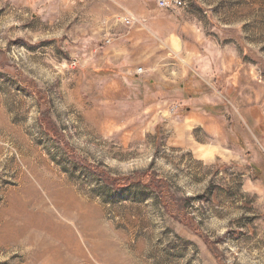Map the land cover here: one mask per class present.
I'll return each instance as SVG.
<instances>
[{
	"label": "rangeland",
	"instance_id": "1",
	"mask_svg": "<svg viewBox=\"0 0 264 264\" xmlns=\"http://www.w3.org/2000/svg\"><path fill=\"white\" fill-rule=\"evenodd\" d=\"M184 2L0 0V264H264V0Z\"/></svg>",
	"mask_w": 264,
	"mask_h": 264
},
{
	"label": "crops",
	"instance_id": "2",
	"mask_svg": "<svg viewBox=\"0 0 264 264\" xmlns=\"http://www.w3.org/2000/svg\"><path fill=\"white\" fill-rule=\"evenodd\" d=\"M187 89L188 87H186L185 90L183 85V95L185 94L184 96L189 98V95H191V93H189V91L187 92ZM192 96H197L196 92ZM205 99L210 100L209 95H206ZM218 105L221 104L209 106L208 109L206 107H203V110H209L208 112L210 113V115L207 118H198V122L196 125H202L204 129L207 130L210 134L221 139L224 133V123L220 121L219 117L217 116V113L214 112L217 108L220 107ZM191 112L192 111H189L188 113ZM239 116L242 126L245 127L246 135L250 134L252 137H255V141L250 144L252 152L256 151L264 158V113L260 110L258 105L246 104L244 106L239 107ZM224 142H226V138L224 139Z\"/></svg>",
	"mask_w": 264,
	"mask_h": 264
},
{
	"label": "trees",
	"instance_id": "3",
	"mask_svg": "<svg viewBox=\"0 0 264 264\" xmlns=\"http://www.w3.org/2000/svg\"><path fill=\"white\" fill-rule=\"evenodd\" d=\"M139 176L140 177H138V179H139L138 182H144V181H146L145 180L146 176H148L147 178L150 179V178H152L153 175L150 174L149 171L148 172L145 171V172H142L141 175H139ZM152 180L155 181V178H153ZM162 196H165V198L163 197V205H164L165 210L167 212H170L171 215L175 216L176 214L174 213V211L175 210L180 211V210L177 209V205L173 202L172 197L170 196V192L166 190V194H163ZM166 197H167V199H166ZM180 221L185 222L187 220H185V218H183V217H180ZM187 223H189V222H187Z\"/></svg>",
	"mask_w": 264,
	"mask_h": 264
},
{
	"label": "built area",
	"instance_id": "4",
	"mask_svg": "<svg viewBox=\"0 0 264 264\" xmlns=\"http://www.w3.org/2000/svg\"><path fill=\"white\" fill-rule=\"evenodd\" d=\"M156 4L158 7L165 9L182 8L185 6L184 0H156Z\"/></svg>",
	"mask_w": 264,
	"mask_h": 264
}]
</instances>
